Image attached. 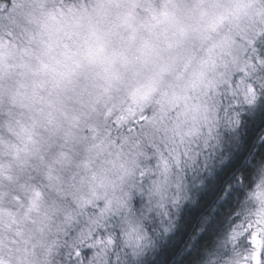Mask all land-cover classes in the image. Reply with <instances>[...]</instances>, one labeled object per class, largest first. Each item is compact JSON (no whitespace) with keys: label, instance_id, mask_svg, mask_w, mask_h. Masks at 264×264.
<instances>
[{"label":"snow or ice","instance_id":"1","mask_svg":"<svg viewBox=\"0 0 264 264\" xmlns=\"http://www.w3.org/2000/svg\"><path fill=\"white\" fill-rule=\"evenodd\" d=\"M257 101L264 0H0V264L141 253ZM260 162L223 163L241 210L203 264H264Z\"/></svg>","mask_w":264,"mask_h":264},{"label":"trees","instance_id":"2","mask_svg":"<svg viewBox=\"0 0 264 264\" xmlns=\"http://www.w3.org/2000/svg\"><path fill=\"white\" fill-rule=\"evenodd\" d=\"M246 106L248 110L238 116L240 122L234 128L236 137L230 136L226 160L237 152L249 158L264 155V105L257 101ZM221 168L212 176L208 190L199 193L195 203L184 209L167 244L147 264H194L201 261L204 248L224 237L241 204L236 197H227L231 189ZM201 217L204 223H200Z\"/></svg>","mask_w":264,"mask_h":264},{"label":"rangeland","instance_id":"3","mask_svg":"<svg viewBox=\"0 0 264 264\" xmlns=\"http://www.w3.org/2000/svg\"><path fill=\"white\" fill-rule=\"evenodd\" d=\"M247 110L248 107L246 105L240 106L238 108V116ZM232 134L236 137L234 128H229L225 125H221L218 128V137L220 140L218 151L224 156V161L230 148L229 139ZM224 161L213 159L203 171L190 172L188 174L186 182L187 196L175 207L170 209L169 217L165 220V223L169 225L168 230L165 231L160 226L159 218H157L150 229L151 243L141 253L135 256L125 250L121 254L122 264H147L154 258L156 252L167 244L170 236L175 232L184 209L195 203L199 193H205L208 190V184L211 182L212 176L222 167Z\"/></svg>","mask_w":264,"mask_h":264},{"label":"clouds","instance_id":"4","mask_svg":"<svg viewBox=\"0 0 264 264\" xmlns=\"http://www.w3.org/2000/svg\"><path fill=\"white\" fill-rule=\"evenodd\" d=\"M257 179L264 180V162H260L258 165ZM198 264H203V260L199 261Z\"/></svg>","mask_w":264,"mask_h":264},{"label":"flooded vegetation","instance_id":"5","mask_svg":"<svg viewBox=\"0 0 264 264\" xmlns=\"http://www.w3.org/2000/svg\"><path fill=\"white\" fill-rule=\"evenodd\" d=\"M194 264H198V262L194 263Z\"/></svg>","mask_w":264,"mask_h":264}]
</instances>
